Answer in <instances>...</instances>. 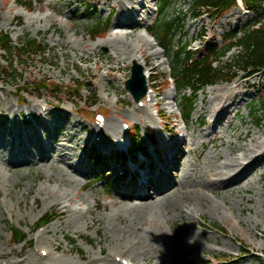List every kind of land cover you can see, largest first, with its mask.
I'll use <instances>...</instances> for the list:
<instances>
[{
  "label": "rangeland",
  "instance_id": "374dc122",
  "mask_svg": "<svg viewBox=\"0 0 264 264\" xmlns=\"http://www.w3.org/2000/svg\"><path fill=\"white\" fill-rule=\"evenodd\" d=\"M22 1L24 6H18L13 0H0V30L9 36L13 45L28 37L44 44L46 51L43 55L35 54L32 58H19L22 65L14 64V67L21 75L12 79L4 74L10 69L9 57L0 50V131L4 133L6 125L10 123L4 112L21 103L18 100L21 87L27 88L28 85L36 86L51 81L57 87L56 90L38 92L31 88L26 94L30 95L34 105L44 104L45 101L49 104V120H52L55 127V143L63 145L64 141H67L65 144L68 147L63 149L64 152L70 157L73 154L84 157L87 165L80 167L85 172V178L76 177L74 183L68 174H62L56 169L57 154L49 160L51 165L14 163L7 166L0 163V264L18 260H24L22 264H27L28 256L29 260L33 258L37 264H108L109 259L117 264H120L121 259L135 264H219L222 260H227V264H264V237L260 234V230L264 231V166L257 168L256 173L248 178L244 189L240 190L238 195L233 193L223 198L228 207L222 206L221 199L206 193L204 203L217 201L224 208H232L231 211L224 212L223 219L208 211L207 204L202 203L198 207L196 199L191 198L192 196H189V203L197 208L194 214L188 210L186 201H182L177 208H170L165 213H140L135 222H132V219L135 218L136 212L131 208L135 204L134 201L126 202L127 205L111 204V196L118 190L128 192L130 179L113 188L106 186L105 175L112 174L110 171L114 170V162L108 161L112 156L107 160L101 156V166L91 162L87 149L94 147L100 152L102 150L91 143L89 136L92 126L88 125L89 118L85 119L83 116L85 113L92 114L99 108V112L113 119L112 112L118 107L130 122L137 124V119L133 120L134 115L126 116V111H131L132 98L125 89V82L130 78L132 61L120 62L118 70L106 76L103 83H100V78L97 80L99 75L106 73L108 66L117 67L114 64V56L120 54L119 48L111 51L113 58L109 57V64L110 61L106 59L109 50L102 45L108 41L113 30L117 13V9L113 10V4L115 5L116 0H101L100 5L96 0ZM50 2L51 6L48 5ZM258 3L264 10V0H258ZM159 4L160 0L150 3L155 16L149 17L147 25L156 24L162 17L159 10L155 12V7ZM73 7H76V10ZM232 13L236 14L235 17H240V20L219 27L220 20ZM193 15L190 0H172L163 14L167 20H182V27L176 30L171 38L170 51L178 52L183 45L193 58L205 55L214 46L225 48V37L228 33L239 36L243 28L260 20L258 12L247 11L241 3L218 20L215 16L208 17V14L198 19H194ZM104 23L108 24V30L105 29L106 25L101 26L96 30L99 37L94 38L89 33L90 28ZM129 31H134V34L140 36L144 29ZM146 39L155 46L153 52H160L159 59L154 61L155 67L161 64L154 71L158 73L155 82L161 88L158 101L164 103L159 105V109L164 114L171 115L169 128L172 131H169V135L172 139L180 136L175 133L176 129L188 135L183 132L184 127L188 128L187 132L199 138L202 135L198 134L199 132H207L211 121L205 114L200 116L198 111L201 99H205L206 103L211 97L208 93L211 89L229 86L235 82L243 86L240 91L244 94V100L237 108L238 115L233 118L229 116L231 127L225 134H221V140V135L217 136L219 138H216L214 143H208L204 139V146L199 148L198 151L203 152L200 157L202 164L205 154H220L221 160L224 159L228 155V142L233 146L244 145L245 142L237 141V138L247 129L259 134L264 132V73L249 76L247 72L232 64L233 58L237 56L235 49L223 59L224 64L232 65L231 73L224 76L228 81H221L200 90L195 96L190 117L188 120H182L179 111L180 98L188 97L190 92H178L173 89L169 79V66L174 65V55L161 49L149 35ZM127 41L132 42L130 38ZM67 42H70L74 49L61 47ZM82 42L86 44L84 51L77 52L76 48L79 50L78 45L81 46ZM132 43L136 44V41ZM94 45L96 47L92 56L90 49L94 48ZM79 55H90V61L80 62ZM134 55L138 56L139 53ZM97 59L102 62H98V70H95L94 62ZM245 84H250V87H245ZM104 85L108 98L101 90ZM54 90L57 91L56 94L53 93ZM167 92L176 94L175 105L164 99ZM212 92L216 93L214 90ZM26 94L24 93L23 100L28 99ZM111 123L113 126L107 128L102 146L111 148L113 145L115 152L118 140H115L111 133L118 129V125L112 120ZM141 132L144 140L146 139L144 151H148V132ZM164 135L170 138L168 134ZM135 156L139 158L141 154ZM7 159L5 156L6 161ZM185 159L194 161L195 155L191 154ZM71 162L75 163V158H72ZM126 167L128 169V165ZM50 176L53 178L49 182ZM172 176L170 179L177 185L181 176L177 172ZM61 180L69 183H62L64 187H59ZM41 188L46 191L39 194ZM54 189L59 195L67 193L71 201L62 199L61 205L55 206L57 200L52 191ZM49 214L57 217L56 220L35 232L40 218L46 219ZM125 226L130 230L141 231V239H149L152 246L147 248L150 256L140 255L126 246L117 244L119 239L114 235L113 227ZM12 230L24 232L25 241L14 245L11 242ZM40 234L44 235L43 243L37 244L36 237ZM67 238L76 242V249L68 245ZM130 241L136 248L141 245L132 243V238Z\"/></svg>",
  "mask_w": 264,
  "mask_h": 264
},
{
  "label": "bare ground",
  "instance_id": "6f19581e",
  "mask_svg": "<svg viewBox=\"0 0 264 264\" xmlns=\"http://www.w3.org/2000/svg\"><path fill=\"white\" fill-rule=\"evenodd\" d=\"M100 1L101 0H96L99 5ZM154 1L155 0H116L115 5L113 4V10L117 9L113 30L112 33L109 34L108 41L103 42L102 45L109 50L106 57L107 61L113 58L111 51L116 50V47L119 48L118 51L120 54L114 56V64H116L117 67L108 66L106 68V73L98 76L97 80L100 78V83L104 82L103 80L106 76L118 70L120 62L132 61L138 63L142 66L146 79H149L148 75L151 74V71H155V69L157 70L158 67L161 66V64L156 65V67L154 65V61L159 59L160 52H153L155 46L152 42L147 40L146 36L142 33L140 36H137V34H134V31H129H137L139 28L146 30V21L151 14H153L151 12L150 3ZM48 5L51 6V2ZM73 8L76 10V7ZM235 16L236 14L232 13L222 18L219 22V27L223 25L228 26L235 20L239 21L240 17ZM128 38H130L132 42L135 40L136 44L128 42ZM85 46L86 44L82 42L81 46L78 45L79 50L76 48V51L83 52ZM61 47L74 49L70 42L63 44ZM95 47L96 45H94V48L90 49V55L92 56H94ZM135 53H139V55L136 56L134 55ZM90 55L86 57L79 55V61L89 62ZM98 62L102 61L100 59L98 61L97 59L94 62L95 70H98ZM109 64H111V61ZM242 87L243 86H241L239 82H235L229 86L211 89L208 92L211 97L208 98L206 103L205 99H201L198 114L200 116L202 114L207 115L211 122L208 124L206 133H198L202 134L200 138L195 137L193 133L187 132V127H184L185 131L183 132L188 133V135H184L181 133V130L176 129L175 133H178L180 136L172 139V136L168 134L170 137L168 138L162 131L167 128L169 131H172L169 126H161L152 116L144 118L145 121L142 123V127L144 130L150 127L157 133V142H152L148 149V156H141L137 164L130 169L135 173V177L130 182L127 190L128 192L118 190V192L111 196V203L127 205L126 202L134 201L135 204H133L131 208L136 212L135 218L132 219V222H135L139 218L140 213H145L146 211L165 213L170 208H177L182 201H186L188 210L191 214H194L197 208L189 203V198L192 196L191 198L196 199L198 207H200L202 203L207 204L208 211L223 219L224 212L227 210L231 211L232 209L222 207H228L223 198L233 193L238 195L240 190L244 189L248 178L256 173L257 168L264 166V139H262L264 138V132L259 134L258 132H251L247 129L237 138V141H243L245 144L233 146L228 142V155L222 160L220 154H205L204 164H202L200 162V157L203 155V152H199L198 150L200 147L204 146V139L208 143H214L215 139L219 137V140H221L223 138L221 134H225L231 127V118H229V116L233 118L238 115L237 108L244 100V94L240 91ZM245 87H250V84H245ZM150 88L153 87L150 86ZM160 89H155L154 93L156 94L157 91L160 92ZM101 90L108 98V94L105 92V85L104 88L101 87ZM213 90L216 91V93L212 92ZM148 95L151 97V101H156L157 95H152L151 93ZM164 97L165 100L171 101L173 102L172 105H175L176 94L174 92H167ZM102 98H104V96ZM116 103L117 101H115V104ZM160 104L164 103L160 101L155 102L156 107ZM27 107L31 108L33 106L27 103ZM32 110L33 109H31L30 112ZM132 110L133 114L132 111H126V116L133 117L134 113H138L136 107H133ZM16 112L13 105L7 111V115L14 114L11 115V117H14L17 114ZM115 113L119 114L117 112ZM159 114L165 119L171 118V115L164 114L160 109ZM0 132V143L6 145L0 144L1 164L7 166L14 165V163L18 165H30L32 163L37 164V166L41 163L51 165L49 160L57 154L55 162L57 163L56 169L59 172L68 174L74 183L76 182V177L85 178V172H83L80 167H85L87 165L86 159L84 157L80 158L75 156L74 154L70 157L65 153L63 149L68 147V145L65 144L67 141H64L63 145L55 143L53 137L55 134V127L53 124L43 128L34 127L33 125L22 128L12 121V123L6 125L4 133L2 131ZM111 134V136H114L115 140H118V144L120 138L123 139L125 137L124 132L114 131V133ZM218 135L221 136L217 137ZM103 136H105V133L102 130L100 131L98 127H93L89 138L92 139L91 143L96 144L104 153H109L111 151V148H109L110 146H102L103 143L101 140ZM191 154L195 155V160L187 161L185 158ZM5 156L8 157L7 161L5 160ZM72 158H75V163L78 165L74 162L70 163ZM174 172H177L181 176V180L178 181L177 185L170 179L173 177L172 175ZM52 178L53 176L49 177V182ZM65 182L69 183L66 180H61L58 186L64 187L62 183ZM82 187L83 186H81V188ZM45 191V189L41 188L39 194ZM52 191L57 200L55 206L61 205L62 199H66L68 202L71 201L67 193L59 195L55 189ZM206 193L221 199L223 205L221 206L217 201H205L206 203H204L203 200ZM238 207H240L239 204ZM64 214H66V211H64ZM260 231V234L264 237V231ZM113 232L119 239L118 245L126 246L140 255L150 256L147 248L152 247L151 243L148 238L144 237V239H141V231L130 230L129 227L127 228V226H125L122 228L113 227ZM43 237V234L38 235L36 237V243L42 244ZM130 238H132V243H141V245L136 248L131 244V241L129 242ZM28 257L27 264H37V262H34L33 258L29 260ZM107 261L108 264H117L111 259ZM157 262L159 263V261ZM22 263H24V260L5 262V264Z\"/></svg>",
  "mask_w": 264,
  "mask_h": 264
},
{
  "label": "trees",
  "instance_id": "16d2710c",
  "mask_svg": "<svg viewBox=\"0 0 264 264\" xmlns=\"http://www.w3.org/2000/svg\"><path fill=\"white\" fill-rule=\"evenodd\" d=\"M252 11H259L260 7L257 6V0H241ZM172 0H160V13L163 14ZM192 10L195 17L202 14L203 11L212 12L214 16L221 17L228 12L236 4V0H190ZM260 21L245 27L239 37L233 36L231 33L227 35L229 39L228 45L221 51L213 50L204 58L195 59L187 52L185 46H181L178 52H172L171 38L174 37V32L182 27V20L175 18L167 20L161 17L155 26L150 31L157 38L161 47L169 51L173 57L174 65L172 66V73L174 80L181 91L189 90L192 95H195L204 87L218 83L220 80L225 79L224 76L231 73V64H224L223 59L233 49H236L237 56L233 58L234 65L238 66L245 72L249 73H264V16ZM104 26L98 24L90 28L89 32L94 34L96 30ZM0 43H3V50L9 57L18 55L37 54L36 50L41 49L37 41L29 39L28 37L19 42L18 47L12 46L8 36L0 33ZM14 73H16L14 71ZM15 75V74H14ZM12 75V78H15ZM194 99L182 98V106L184 116L189 117L193 109ZM264 107V99L262 101ZM54 218L50 217L45 223H49ZM13 231V230H12ZM13 239L16 243L24 240V236L20 231H13ZM72 248H76V242L68 240Z\"/></svg>",
  "mask_w": 264,
  "mask_h": 264
},
{
  "label": "water",
  "instance_id": "95a60500",
  "mask_svg": "<svg viewBox=\"0 0 264 264\" xmlns=\"http://www.w3.org/2000/svg\"><path fill=\"white\" fill-rule=\"evenodd\" d=\"M126 89L131 92L135 100L141 99L146 92L142 69L137 64L132 66L131 78L126 82Z\"/></svg>",
  "mask_w": 264,
  "mask_h": 264
}]
</instances>
